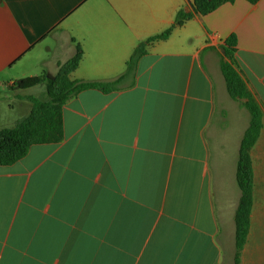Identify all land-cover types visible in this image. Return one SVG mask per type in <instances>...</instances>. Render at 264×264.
<instances>
[{"label": "crops", "instance_id": "1", "mask_svg": "<svg viewBox=\"0 0 264 264\" xmlns=\"http://www.w3.org/2000/svg\"><path fill=\"white\" fill-rule=\"evenodd\" d=\"M181 10L194 17L128 71L138 46ZM233 36V67L262 113L241 261L264 264V0L207 16L193 0H0V102L9 110L28 116V97L43 94L15 82L55 77L78 45L72 81H118L65 105L62 143L0 166V264H234L251 115L221 67Z\"/></svg>", "mask_w": 264, "mask_h": 264}, {"label": "trees", "instance_id": "2", "mask_svg": "<svg viewBox=\"0 0 264 264\" xmlns=\"http://www.w3.org/2000/svg\"><path fill=\"white\" fill-rule=\"evenodd\" d=\"M235 1L193 0V7L196 14L207 16L221 6L227 3H234ZM246 1L254 5L260 0ZM193 17L194 14L192 13H186L183 10L179 11L174 24L168 30L138 46L128 63V71H131L138 61L147 54L149 45L168 40L176 29L184 26ZM235 53L236 38L233 36L226 42V54L231 63H223L221 67L230 96L236 101L246 100L244 106L251 115L250 127L241 144L237 170V183L242 196L235 217L236 252L234 264H242L241 258L248 240L254 203V171L251 150L255 146L262 129V113L248 93L244 81L233 67L236 62ZM83 56V49L78 45L75 56L60 67L55 77H50L47 73H44L38 77L15 82L13 86L15 90L29 91L43 85L46 88V94L45 99L28 97L32 103L30 114L23 120L18 121L14 127L0 130V166H11L23 160L33 146L62 143L65 139L64 107L82 92L99 90L103 93H109L117 90L118 81L110 83L72 81L71 74L78 69Z\"/></svg>", "mask_w": 264, "mask_h": 264}, {"label": "rangeland", "instance_id": "3", "mask_svg": "<svg viewBox=\"0 0 264 264\" xmlns=\"http://www.w3.org/2000/svg\"><path fill=\"white\" fill-rule=\"evenodd\" d=\"M43 75V74H42ZM42 92V99H45L46 88L41 85L36 87L34 90L27 92L31 93L33 96H38V93ZM5 91L0 89V94H4ZM9 93V92H7ZM20 109L17 104L13 105V110L8 109V102H0V130L5 128H11L14 124H17V121L24 119L27 114H20Z\"/></svg>", "mask_w": 264, "mask_h": 264}]
</instances>
